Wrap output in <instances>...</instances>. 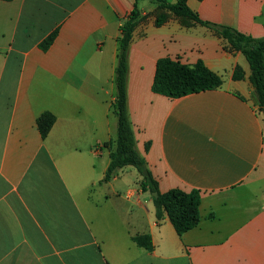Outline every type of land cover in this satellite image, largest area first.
<instances>
[{
    "label": "crops",
    "instance_id": "1",
    "mask_svg": "<svg viewBox=\"0 0 264 264\" xmlns=\"http://www.w3.org/2000/svg\"><path fill=\"white\" fill-rule=\"evenodd\" d=\"M135 1L0 0V264H264V121L249 66L205 27L171 15L156 26L161 11L149 0H137L127 57L135 148L161 193L200 192V221L182 236L167 218L157 224L133 167L103 181L117 134V39ZM186 4L204 22L264 37V0ZM161 58L202 62L223 83L177 99L154 94ZM45 112L55 122L42 139Z\"/></svg>",
    "mask_w": 264,
    "mask_h": 264
},
{
    "label": "trees",
    "instance_id": "2",
    "mask_svg": "<svg viewBox=\"0 0 264 264\" xmlns=\"http://www.w3.org/2000/svg\"><path fill=\"white\" fill-rule=\"evenodd\" d=\"M149 1L156 4L158 10L161 11L156 17V26L162 25L171 15L176 17L181 25L185 27L197 24L211 30L227 43L231 51L241 53L250 69L249 82L253 89V103L259 114H262V108H264V37L254 38L231 27L204 22L188 8L187 0H174V2L168 0ZM140 19L136 0L133 9L119 28L117 64L114 76L115 96L112 103V111L117 118V134L113 142L114 149L111 150L109 155L110 162L103 181H109L125 167H133L140 177L139 186L141 191L148 193L151 197L157 224L167 218L175 233L182 236L195 228L200 221L201 194L195 189L189 191L171 189L165 193L159 191L158 182L153 177L145 158L139 155L135 148L133 128L128 117L126 95L127 57L132 34ZM56 34L57 31H53L39 45L43 51L47 50L53 43ZM242 79L243 71L240 67H236L233 80ZM222 83L221 77L208 70L202 62H197L194 66L189 67L181 64L178 60L161 58L157 60L155 65L151 91L157 95L177 99L218 89ZM262 121H264V114H262ZM54 122V116L47 112L42 113L36 119V127L42 139L47 136ZM144 148L145 151H148L149 143L145 144ZM154 193L156 197L152 196ZM133 242L147 251L153 249L148 235H137L133 237Z\"/></svg>",
    "mask_w": 264,
    "mask_h": 264
},
{
    "label": "water",
    "instance_id": "3",
    "mask_svg": "<svg viewBox=\"0 0 264 264\" xmlns=\"http://www.w3.org/2000/svg\"><path fill=\"white\" fill-rule=\"evenodd\" d=\"M262 114H264V108H262ZM153 197H156V194H152Z\"/></svg>",
    "mask_w": 264,
    "mask_h": 264
},
{
    "label": "rangeland",
    "instance_id": "4",
    "mask_svg": "<svg viewBox=\"0 0 264 264\" xmlns=\"http://www.w3.org/2000/svg\"><path fill=\"white\" fill-rule=\"evenodd\" d=\"M262 115V114H261Z\"/></svg>",
    "mask_w": 264,
    "mask_h": 264
}]
</instances>
